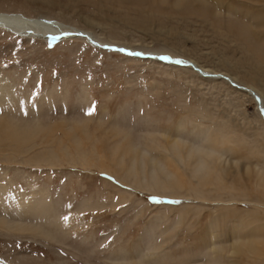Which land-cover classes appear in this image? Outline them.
<instances>
[{
    "label": "rangeland",
    "instance_id": "rangeland-1",
    "mask_svg": "<svg viewBox=\"0 0 264 264\" xmlns=\"http://www.w3.org/2000/svg\"><path fill=\"white\" fill-rule=\"evenodd\" d=\"M0 12L96 38L48 42L0 27V91L12 95L0 115L47 133L23 154L0 150V217L11 222L0 223V264H264V247L240 244L264 241V114L226 77L264 101V0H0ZM97 43L185 57L209 74ZM126 134L179 187L129 178L112 153ZM166 136L218 148L226 138L235 150L208 159L202 179L171 162ZM142 166L149 179L147 158Z\"/></svg>",
    "mask_w": 264,
    "mask_h": 264
},
{
    "label": "bare ground",
    "instance_id": "bare-ground-1",
    "mask_svg": "<svg viewBox=\"0 0 264 264\" xmlns=\"http://www.w3.org/2000/svg\"><path fill=\"white\" fill-rule=\"evenodd\" d=\"M0 27H3L5 29L14 32H18L19 34L24 35L25 37L28 38L30 37L47 38L54 35H63L65 33H66L65 36L62 38H67V37L76 36L75 32L81 31L76 29L75 27H70V26H66L63 23H59L58 21L50 20L44 17L31 18L25 16L22 13H15V12L14 13L0 12ZM73 32L75 34L70 35ZM81 33L83 34L82 36L87 40L88 39L90 40L91 38L96 39L88 31L82 30ZM107 45L116 46L118 48L122 46L117 44H107ZM125 48L127 50H130L131 52L135 51V49H131L127 47ZM116 52L122 53V51H118V50H116ZM142 53L148 54L150 56L152 55L154 56L159 55L160 57L162 56L165 58L164 60L167 59L166 61L170 63H173L172 61H170V59L172 58L173 60H177L178 62L179 60H181L184 61V63L187 62L186 65L190 64V66L194 70H196L200 75H203L205 77V75L208 76L209 74L206 68L198 65L195 61L191 59H186L185 57L178 58V57H172L171 55L165 57L158 53H152V52H142ZM128 54L130 56L132 55L131 53ZM139 58H143V56H140ZM146 58H151V57H146ZM153 59L155 60V57ZM226 77L230 78V82L232 83V86H234L241 92L243 91V93H246L248 96L253 98L256 104L259 106L260 111L264 114V101L262 98L263 93L260 90H258L256 86H254V84L245 85L244 81L243 84L241 83V81L239 82L234 77L231 76H226ZM8 92L0 91V104L10 102V100L8 99H11L12 95H10L11 97L9 98V96H7ZM25 127L14 125L9 120L7 114L0 115V150L7 151L10 149L12 150L13 153H17L18 151L19 153L23 154L24 153L23 148L25 147V145H27V148L30 149L35 146L36 139L39 138L40 135H42L41 137L43 139L47 137V133L46 131H44L45 129L44 126L40 124H35V126H29L27 128ZM77 127L79 128L80 125H78ZM68 134L71 135L72 130H69ZM118 134L119 133H116V135ZM166 139H167L166 143L168 145L167 150L169 151V157L171 158V162H176L174 159L176 158L177 160L180 161V163L182 162L183 164L188 166L190 172H192L194 176L196 177L201 176L202 179L208 176L211 170V167L209 166L208 163V159H211L213 163L219 162L220 159L223 157V155H225V151L227 149L232 148L231 146H229V143L226 140V138L220 140V142L218 143V145H220L219 148L215 146L217 140L212 138L211 139L209 138L208 140L210 146H207L205 142H202L201 140L189 142L179 136L176 138H169V136H166ZM116 142H115L116 145L112 147V153L114 156L113 160L118 164V166L122 167L126 172V175L129 178H131L135 183H137L140 187L148 190H158L163 192L170 191L175 186L179 187L178 183L180 181V175L177 174L176 171L170 172V170L167 169V167L162 163V161L153 157L151 154L149 155L148 150L140 149V147H138L132 141L131 136H129V134H126L119 141L117 139ZM154 144L156 143L152 142V145ZM15 147H18L19 150H16ZM232 150L234 152L235 148H232ZM145 158H147L148 162L152 165L151 174L149 176L150 181H148L149 179L146 178L143 169H137L136 167L137 163H139L140 166L143 167L142 163L144 162ZM126 159H128V161ZM172 165L173 164H171V166ZM157 172L161 173L162 176L157 174ZM141 177L145 179L144 183L142 182ZM256 182L258 186H264V177H260ZM3 195L4 194H1V196ZM25 204L26 206L23 203L21 210L26 213L27 212L30 213V211H34V210L37 211L39 210L40 207L47 205V203L44 201L35 202V203L32 202L31 204L25 203ZM0 223L11 224V222L5 220V217L4 218L0 217ZM9 229L13 230L12 228ZM248 238H247L248 240L244 239L245 241L240 243L244 245V249L253 252V254L254 253H257L258 255L261 254V251H259L260 250L259 247L260 246L264 247V241H260L255 236L252 237L249 236ZM233 248L234 247H232V249Z\"/></svg>",
    "mask_w": 264,
    "mask_h": 264
},
{
    "label": "water",
    "instance_id": "water-1",
    "mask_svg": "<svg viewBox=\"0 0 264 264\" xmlns=\"http://www.w3.org/2000/svg\"><path fill=\"white\" fill-rule=\"evenodd\" d=\"M105 47H107V46H105ZM108 47H109V48H113V49H119V48H115V47H113V46H108ZM142 56L145 57V58H146V57H151V58H152V57H153V58H154V57H155V58H156V57H159V56H150V55H142ZM159 58H160V57H159ZM170 61H172L173 63H179L180 65H184L183 63L178 62V61H175V60H173V59H171Z\"/></svg>",
    "mask_w": 264,
    "mask_h": 264
}]
</instances>
